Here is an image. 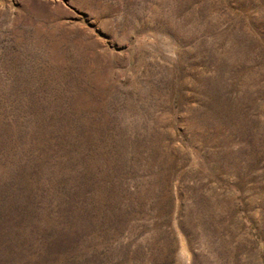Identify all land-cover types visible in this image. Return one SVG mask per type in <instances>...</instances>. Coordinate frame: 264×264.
I'll return each mask as SVG.
<instances>
[{
  "label": "rangeland",
  "instance_id": "obj_1",
  "mask_svg": "<svg viewBox=\"0 0 264 264\" xmlns=\"http://www.w3.org/2000/svg\"><path fill=\"white\" fill-rule=\"evenodd\" d=\"M0 264H264V0H0Z\"/></svg>",
  "mask_w": 264,
  "mask_h": 264
}]
</instances>
